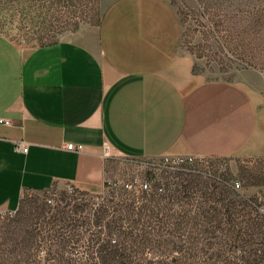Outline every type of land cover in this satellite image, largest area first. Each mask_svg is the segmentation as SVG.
<instances>
[{"label": "rangeland", "instance_id": "374dc122", "mask_svg": "<svg viewBox=\"0 0 264 264\" xmlns=\"http://www.w3.org/2000/svg\"><path fill=\"white\" fill-rule=\"evenodd\" d=\"M110 1L0 0V33L28 48L92 45ZM166 2L194 73L264 88V0ZM104 158L100 190L58 185L0 212V264H264V160Z\"/></svg>", "mask_w": 264, "mask_h": 264}, {"label": "crops", "instance_id": "0c3cea01", "mask_svg": "<svg viewBox=\"0 0 264 264\" xmlns=\"http://www.w3.org/2000/svg\"><path fill=\"white\" fill-rule=\"evenodd\" d=\"M181 36L166 0H111L92 45L28 48L0 33V118L10 121L0 125V212L28 192L105 187V146L137 159L264 160V88L202 80Z\"/></svg>", "mask_w": 264, "mask_h": 264}, {"label": "built area", "instance_id": "2783aa9c", "mask_svg": "<svg viewBox=\"0 0 264 264\" xmlns=\"http://www.w3.org/2000/svg\"><path fill=\"white\" fill-rule=\"evenodd\" d=\"M0 125H10V121L4 118H0ZM16 148L18 151L22 152V153H26L28 151V144L24 143V142H19L16 144ZM66 149L69 151H75V152H81L82 151V146L81 145H74V144H68L66 146ZM110 148L105 146L104 147V155H109L110 153ZM205 157H195V156H187V157H174L172 162L174 165L178 166V167H183V166H191V167H195L196 164H200V163H204L205 161ZM219 172H225L227 170V167L224 165H221L218 168ZM139 188L141 190H147L149 188V183L148 182H141L139 183ZM237 188L239 187V183H236L235 185ZM127 188H132L133 185L132 184H127L126 185Z\"/></svg>", "mask_w": 264, "mask_h": 264}]
</instances>
